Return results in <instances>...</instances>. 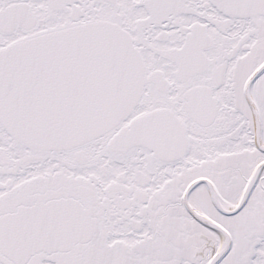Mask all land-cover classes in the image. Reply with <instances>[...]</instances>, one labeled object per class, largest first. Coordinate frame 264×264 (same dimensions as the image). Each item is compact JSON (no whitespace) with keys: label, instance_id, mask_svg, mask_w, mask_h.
<instances>
[{"label":"snow or ice","instance_id":"obj_1","mask_svg":"<svg viewBox=\"0 0 264 264\" xmlns=\"http://www.w3.org/2000/svg\"><path fill=\"white\" fill-rule=\"evenodd\" d=\"M0 264H264V0H0Z\"/></svg>","mask_w":264,"mask_h":264}]
</instances>
